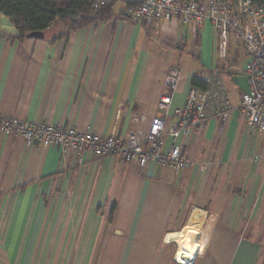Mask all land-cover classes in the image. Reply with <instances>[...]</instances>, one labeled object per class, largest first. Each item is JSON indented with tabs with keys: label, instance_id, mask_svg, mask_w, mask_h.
Segmentation results:
<instances>
[{
	"label": "crops",
	"instance_id": "crops-1",
	"mask_svg": "<svg viewBox=\"0 0 264 264\" xmlns=\"http://www.w3.org/2000/svg\"><path fill=\"white\" fill-rule=\"evenodd\" d=\"M140 1L116 0L111 19L67 36L60 34L69 27L52 24L43 38L18 39L1 14L0 116L126 137L134 117L146 114L148 125L160 113L165 94L170 126L205 68L234 82L238 60H219L210 21L148 27L126 11ZM173 68L180 74L171 91ZM240 79L229 89L237 103L222 132L211 118L180 137L192 160L183 171L88 152L64 160L57 146L0 132V264H178L166 238L195 224V212L201 243L192 264H264V164L252 157L264 135L253 143L240 127V96L249 90Z\"/></svg>",
	"mask_w": 264,
	"mask_h": 264
},
{
	"label": "built area",
	"instance_id": "built-area-1",
	"mask_svg": "<svg viewBox=\"0 0 264 264\" xmlns=\"http://www.w3.org/2000/svg\"><path fill=\"white\" fill-rule=\"evenodd\" d=\"M111 1L93 0V6L99 9ZM126 11L133 19L143 20L148 27L173 18L197 25L210 21L218 35L217 53L220 59H226L231 38L239 42L247 55L243 73L249 82V90L240 96V110L246 113L253 143L258 140L256 134H264V5H257L253 0H141L138 6L128 7ZM179 74L180 71L173 68L166 77L171 91L176 88ZM202 79L206 87H190L185 104L174 108L175 121L170 126L166 120L172 94H165L158 102L160 113L154 114L148 125L145 124L146 114L135 117L138 126L126 137L116 133L103 135L94 130L75 128L69 124L56 125L50 121L28 122L12 116H0V132L21 134L27 145L38 141L45 147L57 146L64 160L72 153L80 155L88 152L97 159L117 156L141 167L153 163L158 168L173 167L183 171L192 160L185 152L180 137L190 130L202 128L211 118L220 119L222 132L232 111L222 75L213 68H205ZM168 137L171 138V145L166 150ZM252 157L257 164H264V148ZM176 255L173 256L176 263L186 264Z\"/></svg>",
	"mask_w": 264,
	"mask_h": 264
},
{
	"label": "trees",
	"instance_id": "trees-1",
	"mask_svg": "<svg viewBox=\"0 0 264 264\" xmlns=\"http://www.w3.org/2000/svg\"><path fill=\"white\" fill-rule=\"evenodd\" d=\"M115 1L112 0L99 9H95L93 0H0V15H6L17 28L18 39H24L31 32H44L55 22L69 27L66 33L60 34V36H67L71 31L83 26L111 19L114 16L112 7ZM253 1L257 5H264V0ZM139 3L128 2L126 5L127 8H131V6H138ZM215 67L221 68L218 62ZM220 70L223 71V67ZM192 84L200 88L206 87L200 75L193 76Z\"/></svg>",
	"mask_w": 264,
	"mask_h": 264
},
{
	"label": "rangeland",
	"instance_id": "rangeland-1",
	"mask_svg": "<svg viewBox=\"0 0 264 264\" xmlns=\"http://www.w3.org/2000/svg\"><path fill=\"white\" fill-rule=\"evenodd\" d=\"M53 24L56 25V26H58V25H60V22H55ZM228 47H229V49H228V54H227L226 59L228 58V56H229L230 59H233V60L238 59V61L235 62L238 65V67H234L235 68L234 69L235 75L233 76L234 77V82L232 81V79L229 77L228 74L226 75V74L223 73V75H222L223 76L222 79L224 80V82L226 84V87H227V91H228V95H229V100H230L231 108L233 110V107H235V104L234 103H237V102H235V100L233 101V98L231 96V93H230L229 89H231V86H235L236 80H237L238 77L241 78L239 80V85L242 88L243 87H246L247 85H249V82H248V77L242 71L243 66H244V63L246 61V56L244 54V48L241 46V44L239 42L233 40L232 38H231V40L229 42ZM218 58H219V56H218ZM219 60H220V58H219ZM221 60H225V59H221ZM239 109H240V107H239ZM239 112L240 113H239L238 121H239L240 127L242 129L245 127V129L249 131V126H248V124L246 122V113L245 112H242L241 110ZM12 117H17V116H12ZM229 119H230V117L227 120L229 121ZM136 124H137V122H136ZM69 125L74 126L73 124H69ZM75 128H77V127H75ZM226 132H227V130L224 132V134L221 133L219 136L225 135ZM259 135L262 136L264 134L259 133ZM200 234H201V232H200ZM199 238H200V236H198V242H199ZM167 242H174V243H176V245H177V251H178L179 246H178L177 242H175V241H167ZM200 243H201V240H200L199 244ZM199 248H200V246H199ZM175 253H176V251H175ZM178 256H179V253H178ZM195 258L196 257H194V260H195Z\"/></svg>",
	"mask_w": 264,
	"mask_h": 264
},
{
	"label": "bare ground",
	"instance_id": "bare-ground-1",
	"mask_svg": "<svg viewBox=\"0 0 264 264\" xmlns=\"http://www.w3.org/2000/svg\"><path fill=\"white\" fill-rule=\"evenodd\" d=\"M200 211V210H199ZM201 216L198 215V212H195L192 216L193 222L195 224L189 223L183 230L175 234H170L167 236L166 241H175L177 242L179 249L177 251L176 247V256L180 260H184V263L191 264L194 261V257L198 254L199 242L198 236L201 232ZM179 253V256H178ZM190 262V263H189Z\"/></svg>",
	"mask_w": 264,
	"mask_h": 264
},
{
	"label": "water",
	"instance_id": "water-1",
	"mask_svg": "<svg viewBox=\"0 0 264 264\" xmlns=\"http://www.w3.org/2000/svg\"><path fill=\"white\" fill-rule=\"evenodd\" d=\"M28 37L30 38H43L44 32L43 31H35L28 34Z\"/></svg>",
	"mask_w": 264,
	"mask_h": 264
}]
</instances>
